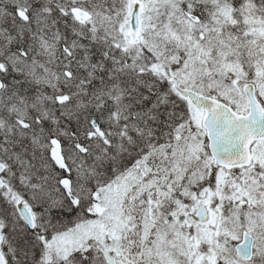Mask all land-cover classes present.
I'll list each match as a JSON object with an SVG mask.
<instances>
[{
	"label": "snow or ice",
	"instance_id": "1",
	"mask_svg": "<svg viewBox=\"0 0 264 264\" xmlns=\"http://www.w3.org/2000/svg\"><path fill=\"white\" fill-rule=\"evenodd\" d=\"M0 264H264V0H0Z\"/></svg>",
	"mask_w": 264,
	"mask_h": 264
}]
</instances>
